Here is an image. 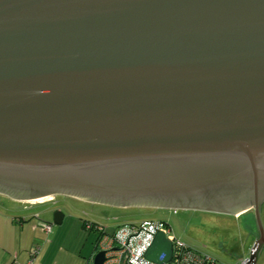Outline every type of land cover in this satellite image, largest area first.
Instances as JSON below:
<instances>
[{
  "label": "water",
  "instance_id": "obj_1",
  "mask_svg": "<svg viewBox=\"0 0 264 264\" xmlns=\"http://www.w3.org/2000/svg\"><path fill=\"white\" fill-rule=\"evenodd\" d=\"M0 196L252 211L256 264L264 0H0ZM172 257L157 233L146 260Z\"/></svg>",
  "mask_w": 264,
  "mask_h": 264
},
{
  "label": "crops",
  "instance_id": "obj_2",
  "mask_svg": "<svg viewBox=\"0 0 264 264\" xmlns=\"http://www.w3.org/2000/svg\"><path fill=\"white\" fill-rule=\"evenodd\" d=\"M2 197H0V264H26L29 260V251L33 247L39 248L33 264H92L100 235L93 231L96 233L93 240L91 233L86 235L85 222L63 215L61 224L51 223L52 231L47 235L41 229L42 223L52 221L47 217V213H43L41 219L37 212H30V208L25 207L26 203L10 199L7 201ZM246 214L247 212L233 216L232 219H223L236 222V228L242 230L239 232L248 235L246 240L238 235L239 232L235 228L225 226L220 229L225 232V236L222 237L224 240L221 241L225 243L227 249H230L232 242L239 243V253L224 254L226 258L237 259L236 263L248 259V251L256 238V233L252 231L249 223L244 224L243 221L240 223ZM203 220H200L201 226L211 224L207 218ZM72 232L75 233L74 237H71Z\"/></svg>",
  "mask_w": 264,
  "mask_h": 264
},
{
  "label": "rangeland",
  "instance_id": "obj_3",
  "mask_svg": "<svg viewBox=\"0 0 264 264\" xmlns=\"http://www.w3.org/2000/svg\"><path fill=\"white\" fill-rule=\"evenodd\" d=\"M2 198L10 201L4 196ZM52 199L53 198L45 201H35V203L43 202L44 204L34 207L25 205V207L28 209L30 208V212H37L41 219H43V213H47V217L53 219L55 212H61L63 215L81 222L101 225L106 228V232L109 235H112L118 228L125 225H138L140 223L157 221L163 222L169 226L171 235L202 255L216 260L219 264H240L239 261L236 263L237 259L233 260L224 257V254L239 253V243L234 241L231 243L230 249H227L225 243L221 241L224 240L222 237L225 236V232L220 229L225 226L235 228L237 232L242 231L236 228L237 223L233 220H231V222L223 220L226 218L232 219L233 216L185 210L174 211L147 208L120 209L102 204H89L66 197H56L54 202H46ZM245 216V219H241L240 223L242 224V221L244 224L249 223L252 231L256 233L253 212L248 211ZM203 218H207V221H211V224L201 226L200 220L204 221ZM261 219L264 227V204L261 209ZM223 221L225 222L222 223ZM50 223H52V221ZM85 233H87L86 235L91 233V237H93L92 240L94 239V234H96L88 230L87 232L85 230ZM238 235L244 240L248 238V235L243 232H239ZM74 236L75 233L72 232L71 237ZM97 252L96 250L94 253L96 254ZM256 264H264V249Z\"/></svg>",
  "mask_w": 264,
  "mask_h": 264
},
{
  "label": "built area",
  "instance_id": "obj_4",
  "mask_svg": "<svg viewBox=\"0 0 264 264\" xmlns=\"http://www.w3.org/2000/svg\"><path fill=\"white\" fill-rule=\"evenodd\" d=\"M27 204L36 205L43 204V202ZM84 227L100 235L95 248L98 252H104V264H154L146 260L145 253L159 232H162L173 245V257L169 264H219L214 259L202 255L176 239L170 234L169 226L163 222L125 225L118 228L112 235L107 234L106 228L101 225L85 223ZM41 229L49 235L52 225L44 222L41 224ZM38 252L39 248L33 247L29 251V260L26 264H33ZM247 262L248 259H242L240 264Z\"/></svg>",
  "mask_w": 264,
  "mask_h": 264
},
{
  "label": "trees",
  "instance_id": "obj_5",
  "mask_svg": "<svg viewBox=\"0 0 264 264\" xmlns=\"http://www.w3.org/2000/svg\"><path fill=\"white\" fill-rule=\"evenodd\" d=\"M44 204V203H43ZM25 205H28V206H35V205H29V204H25ZM36 205H42V204H36ZM86 223V222H85ZM85 225V224H84ZM85 229V227H84ZM86 230V229H85ZM89 231H93V230H89Z\"/></svg>",
  "mask_w": 264,
  "mask_h": 264
},
{
  "label": "flooded vegetation",
  "instance_id": "obj_6",
  "mask_svg": "<svg viewBox=\"0 0 264 264\" xmlns=\"http://www.w3.org/2000/svg\"><path fill=\"white\" fill-rule=\"evenodd\" d=\"M56 200V197L53 198L51 201H46L47 203L54 202Z\"/></svg>",
  "mask_w": 264,
  "mask_h": 264
},
{
  "label": "bare ground",
  "instance_id": "obj_7",
  "mask_svg": "<svg viewBox=\"0 0 264 264\" xmlns=\"http://www.w3.org/2000/svg\"><path fill=\"white\" fill-rule=\"evenodd\" d=\"M49 199H51V198H47V199H43V200H39V201H45V200H49Z\"/></svg>",
  "mask_w": 264,
  "mask_h": 264
}]
</instances>
